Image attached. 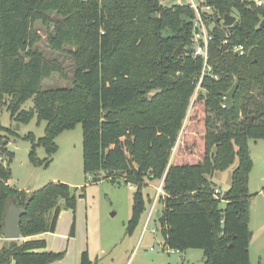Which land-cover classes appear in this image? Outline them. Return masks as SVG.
<instances>
[{"label": "trees", "instance_id": "1", "mask_svg": "<svg viewBox=\"0 0 264 264\" xmlns=\"http://www.w3.org/2000/svg\"><path fill=\"white\" fill-rule=\"evenodd\" d=\"M207 1L216 11L208 60L214 77L202 79L191 114L204 63L187 50L174 56L180 45L191 47L194 12L188 6L159 0H0V114L6 108L21 124L35 117L38 124L47 123L42 138L28 136L35 165L36 147L51 160L59 135L81 124L84 170L93 182L121 180L136 188L129 235L152 203L146 202L144 187L162 182L164 196L158 199L164 208L156 217L168 249L202 250L204 264H251L250 142L264 139V4ZM226 14L237 18L232 27L218 21ZM42 30L50 50L72 57L70 87L44 88L47 79L64 76L65 68L40 49ZM235 45H243L245 55L227 52ZM236 79L234 108L228 109L224 95ZM30 100L34 106L24 109ZM190 118L187 131L192 133L183 140ZM1 132L9 129L0 122V153L12 162L15 155ZM236 161L230 188L215 195L212 177ZM4 162L2 238L11 202L27 208L21 238H31L54 233L62 210H75L78 199L85 198L86 187L78 195V189L62 182L32 193L13 188ZM4 241L0 264L63 259V252H42L46 240ZM80 264H92L87 251Z\"/></svg>", "mask_w": 264, "mask_h": 264}, {"label": "rangeland", "instance_id": "2", "mask_svg": "<svg viewBox=\"0 0 264 264\" xmlns=\"http://www.w3.org/2000/svg\"><path fill=\"white\" fill-rule=\"evenodd\" d=\"M173 3L174 0L166 1L169 6ZM40 33L44 38L39 45L40 49L49 59L59 60L65 68L64 76L56 74L47 79L43 83L44 88L47 90L70 87L74 71L71 55L66 52L60 55L54 53L49 49L44 31ZM194 105L195 103L189 108V113L192 110L191 114ZM33 106L34 102L30 100L24 109L30 110ZM0 122L9 129V132H1V136L4 143L8 144V150L15 155L14 160L8 162L5 155L0 153L3 157L1 162L6 161L5 165L9 166L12 172V178L8 182L11 187L39 190L50 182H62L78 189V195L81 194V189L86 187L85 198L78 199L76 209L64 208L58 219L56 231L45 235L50 250L64 253L63 259L52 264H80V255L86 251L92 264H204L205 256L202 250L190 249L186 252L172 253L164 245L162 226L156 217V213L164 208L158 199L164 196L163 192L158 191L162 182L144 187L143 196L146 202L150 199L152 203L148 202V210L140 218V223L133 234L127 233L136 188L121 180L112 183L108 179H103L104 173H101L100 182H93V177L84 170V136L81 124L59 135L56 139L58 148L51 160L43 147H36L35 154L39 164L35 165L31 161L32 142L28 136L32 134L37 140L42 138L47 123L38 124L35 117L28 125L21 124L11 120L6 108L1 111ZM189 124L191 118L182 131L183 140L192 133L187 131ZM250 148L254 168L250 174L249 190L250 194L255 196L250 207L249 227L253 237L249 251L251 264H264V139L250 142ZM237 166L236 161L229 169L217 172L212 177V181L221 191L230 188L231 177ZM73 227L74 236L71 235ZM4 243L1 242L0 247Z\"/></svg>", "mask_w": 264, "mask_h": 264}, {"label": "built area", "instance_id": "3", "mask_svg": "<svg viewBox=\"0 0 264 264\" xmlns=\"http://www.w3.org/2000/svg\"><path fill=\"white\" fill-rule=\"evenodd\" d=\"M86 1V0H84ZM161 3H165L169 0H159ZM258 6H262L264 4L263 0H255ZM174 5H185L188 6L194 12V23H193V32H192V40H191V52H186L187 54H192L194 58H202L204 66L202 72L199 77V83L197 85L196 92L192 99V104H194L196 100L197 94L202 90V79L209 75L214 77L211 73L212 68L208 63L209 60V48L210 42L213 39L212 31L215 25L216 20V11L214 8L208 3L207 0H187L184 2L183 0H174ZM227 44V41H224V45ZM228 53H234L235 55L243 56L246 53V49L243 45H235L233 48H229L227 50ZM216 78V77H215ZM3 160V157L0 155V161ZM162 185V184H161ZM159 192H163V185L158 189ZM164 193V192H163ZM222 191L217 188L215 190V195H220ZM152 216V212L149 214L148 220L150 221V217ZM176 252L175 250L171 251Z\"/></svg>", "mask_w": 264, "mask_h": 264}, {"label": "water", "instance_id": "4", "mask_svg": "<svg viewBox=\"0 0 264 264\" xmlns=\"http://www.w3.org/2000/svg\"><path fill=\"white\" fill-rule=\"evenodd\" d=\"M236 20H237L236 16H231L229 14H226L223 18L218 19V21L222 22V25L224 27H232L235 24ZM263 25H264V22H262V26ZM185 50H187L188 52L192 51L191 48L186 49L185 46L180 45V47L175 51L174 56L179 57ZM237 88H238V79H236L235 84L224 95L225 107L228 109L234 108V98H235L234 95L237 91ZM250 122H252V119ZM8 206L9 207L3 218L4 227H3L2 235L5 240L16 241L17 239L21 237L22 217L26 214L27 208L25 206L18 205L17 202L16 203L11 202ZM159 215L160 213L157 212L156 216L158 217Z\"/></svg>", "mask_w": 264, "mask_h": 264}, {"label": "crops", "instance_id": "5", "mask_svg": "<svg viewBox=\"0 0 264 264\" xmlns=\"http://www.w3.org/2000/svg\"><path fill=\"white\" fill-rule=\"evenodd\" d=\"M20 190H24V191H26V192H33V191H35V190H30V189H20ZM258 194H259V192H257ZM254 198V197H253ZM253 198H252V201H253ZM60 215H61V213H60ZM59 218H60V216H59ZM58 222V221H57ZM57 226H58V224H57ZM52 233V232H51ZM51 233H49V234H51ZM48 233H45V234H40V235H36V236H34V237H31V238H19V241H32V240H46L47 241V248L45 249V250H43L42 252H56V251H54V250H50L49 249V242H48V240L45 238V235H47ZM1 242H5L4 240H3V238H1L0 237V245H1ZM82 254V253H81ZM81 256V255H80Z\"/></svg>", "mask_w": 264, "mask_h": 264}]
</instances>
